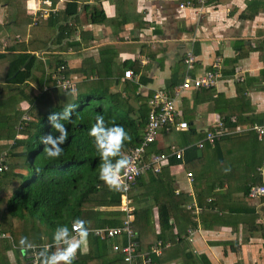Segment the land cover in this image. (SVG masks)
Here are the masks:
<instances>
[{
  "label": "crops",
  "instance_id": "crops-1",
  "mask_svg": "<svg viewBox=\"0 0 264 264\" xmlns=\"http://www.w3.org/2000/svg\"><path fill=\"white\" fill-rule=\"evenodd\" d=\"M38 1L41 0H0V146L12 144L5 139L13 130L2 129L10 126L6 117L16 111L24 116L29 107L27 99H23L27 94H16L12 91L15 85L4 78L9 63L22 54L34 57L33 78L26 82L32 94H37V82L44 72L61 62L73 72L69 79L74 90L78 84L96 81L100 76L110 83L112 94H120L124 100L125 89L131 88L133 97L141 102L156 92L171 93L185 78L200 77L210 70L215 58L221 59V77L215 88L184 91L175 97L177 111L188 129L160 132L149 154L168 153L174 147L184 155L190 139L195 138L196 144L218 123L224 129V122L235 123L234 117L228 121L221 118V114L239 111L232 101L245 107L244 118L264 119V0H209L205 6L193 5L194 0H64L59 4L51 0L56 11L47 18L34 13ZM72 3L76 7L69 9ZM186 3L191 6L181 9L180 5ZM58 33L62 35L58 37ZM188 52L195 58L190 65L184 62ZM127 70L132 71L131 80L123 77ZM251 126L241 125L239 133L225 135L217 145L204 148L214 152L215 163L225 165L227 173L216 169L206 172L211 160L205 158L204 150L200 154L197 150L200 169L190 184L182 167L184 156L182 165L169 159L159 166L158 173L152 172L169 184L174 196H185L188 204L202 199L196 215L193 208L188 210L185 205V210L191 211L194 228L184 227L186 215L179 216L181 207L171 202V228L162 231L152 209L153 232L161 233L165 240L159 257L162 261L153 255L154 263L264 264V197L250 199L245 195L251 177L257 175L256 168L264 167V154L259 159L255 156L263 148L264 139L249 131ZM206 145L209 143L205 141ZM238 146L249 151V164L244 159H239L237 165L230 164ZM210 173L213 180L209 179ZM233 177L243 179L235 190L230 189ZM145 180L148 183L147 175ZM136 195L137 192L128 195L132 222ZM116 242L126 244L124 238L108 240L111 264L120 255L111 250ZM44 245L49 244H41ZM32 249L15 248L10 237L0 240V264H26L25 255ZM88 251L87 238L76 256H85Z\"/></svg>",
  "mask_w": 264,
  "mask_h": 264
},
{
  "label": "trees",
  "instance_id": "trees-1",
  "mask_svg": "<svg viewBox=\"0 0 264 264\" xmlns=\"http://www.w3.org/2000/svg\"><path fill=\"white\" fill-rule=\"evenodd\" d=\"M70 7L74 9L76 4L72 3L69 9ZM69 9L67 14L70 16L72 12H69ZM61 35L62 33H58L57 36ZM2 57L0 55V59ZM61 66L64 69L59 71ZM33 67L34 57L22 54L17 55L4 72L6 83L15 85L12 91L19 95L27 94L25 98L21 96V99H27L29 103L25 110V115L29 117L28 121L23 122V116L17 111L12 117H6V123L10 126L6 125L5 129L2 126V129L13 130L9 131V136L5 139L8 143L12 141V144L0 146V158L5 152L4 164L8 166L7 171L0 175V232L7 235L0 240H7L10 237L12 245L19 249H23L18 243L21 237H26L36 247H42L43 243L53 245L52 235L55 228L61 224L70 227L76 218L84 220L90 231L120 227L125 216V213L119 210L121 195L98 179L101 161L92 137L89 136V129L95 122L97 114L103 115L108 125L123 126L130 136L122 150L123 155H126L129 149L139 145L149 112L148 100L141 102L134 98V90L131 91V88L125 89L127 98L122 100L120 94H112L109 91L110 83L100 76L96 81L88 80L78 84L76 92L71 87L63 89L57 84L58 78L62 77L64 81L72 83L69 78L73 72L61 62L48 68L53 72H44L37 82V94H32L27 91L26 82L33 78ZM62 85L65 86L64 83ZM71 103L76 107L70 122L66 124L68 137L62 146L63 155L58 159H48L43 152L45 146L41 143V137L52 132L48 117L54 112L62 111ZM231 103L234 109L239 111L221 114L225 121L231 117L236 119L233 124L223 121L227 124L226 131H234L241 125L264 126V119L255 116L248 120L243 116L246 113L245 107L238 102ZM15 127L20 129L14 131ZM194 139L186 143L189 147L184 151L183 165L180 160L170 159L172 163H180L185 172L191 175L198 174L200 169L198 162L201 161V157H198L197 150L203 152L205 147L211 148L209 144L198 149V144H193ZM219 142L220 140H216L211 145L215 146ZM149 153L147 150V156L151 155ZM146 175L149 178L148 183L145 180ZM145 176L140 175L129 192V195L137 192L131 228L139 242L138 252L142 254L156 241L160 240L163 244L165 241L161 233L156 235L153 232L151 225L153 208L162 231L171 228L169 225L170 217H173V212L169 210L171 202H175L177 208L181 207L179 216L186 215L187 222L184 227L194 228L196 225L192 220L191 211L185 210L188 203L185 196H174V190L169 184L164 183L160 175L147 172ZM260 184L261 178L254 175L248 186ZM247 192L248 188L245 195ZM196 200V206L200 205L202 199ZM87 238L89 247L87 255H77L75 258L77 260L73 261V264H111L108 240L101 241L91 232ZM116 256L113 264H121L120 255ZM185 256L189 259L191 257L188 254ZM160 259L158 262L162 261Z\"/></svg>",
  "mask_w": 264,
  "mask_h": 264
},
{
  "label": "built area",
  "instance_id": "built-area-1",
  "mask_svg": "<svg viewBox=\"0 0 264 264\" xmlns=\"http://www.w3.org/2000/svg\"><path fill=\"white\" fill-rule=\"evenodd\" d=\"M64 0H56L55 4L62 3ZM209 0H194L193 5L205 6ZM39 7L35 8L34 13H38L40 18H47L51 13L56 11L55 5L51 0H41L38 1ZM191 6L190 3L181 4L180 8H187ZM195 61L193 55L188 52L185 56V64L190 65ZM64 67L61 66L59 71L63 70ZM221 59H216L210 70L204 72L200 77L197 78H185L180 86H175L171 93L168 92H156L150 97L147 101L149 112L147 116V123L142 133L141 140L139 145L135 148L129 149L125 156L131 162V167L122 170L121 176L122 180L126 183L127 187L121 190H115L120 193V207L123 213H125L124 218L121 221L120 227L112 228H99L91 230V234L101 241L104 240H118L121 238L125 239L126 244L120 245L119 243H113L111 245V250L114 253H118L122 257L123 264H156L152 261L151 256L157 258L161 257V251L165 245L161 241L155 242L151 247H149L148 252L139 253V242L137 237L131 228L132 223V210L130 208V201L128 198L131 188L134 186L136 179L140 175H144L147 172L158 173L161 164H164L169 159L174 158L179 161L183 158L182 150H175L174 147H171L170 152L168 153H157L147 156V150L149 147L156 141L160 132L169 133L171 130L176 131H185L188 129V125L185 121L182 120L180 112L177 111L175 106V97L177 98L181 92L189 90H211L215 88L217 80L221 77ZM124 79L131 80L133 78L132 71L127 70L123 75ZM57 84L60 85L63 89L67 87L72 88V83L64 81L62 77L58 78ZM62 81L65 86H63ZM23 122L28 121L29 117L24 115L22 118ZM20 127H17V130ZM222 124L218 123L216 126H213L212 131H208L205 134L204 140L198 142V149H201L204 145V142L212 144L214 141L219 140L221 137L232 136L239 133V129L234 131H224ZM256 134L257 138L262 140L264 139V126L253 125L249 129ZM149 155V154H148ZM6 158V153H2L0 158V175L5 173L8 169V166L4 164ZM256 174L261 178L260 185H250L248 187L247 197L250 199H259L264 197V167H257ZM193 174L185 172V179L188 183L193 182ZM176 195L178 194L175 191ZM187 209H194L195 215L199 213L200 208L196 206V203L192 200L189 204L186 205ZM7 235L0 232V238H6ZM40 249H32L26 255V264H38V252Z\"/></svg>",
  "mask_w": 264,
  "mask_h": 264
},
{
  "label": "clouds",
  "instance_id": "clouds-1",
  "mask_svg": "<svg viewBox=\"0 0 264 264\" xmlns=\"http://www.w3.org/2000/svg\"><path fill=\"white\" fill-rule=\"evenodd\" d=\"M76 105L67 104L62 111L49 115L48 120L52 132L41 137L44 147V154L48 159H58L63 155L62 147L68 137L66 124L70 122L72 112ZM89 136L92 137L95 149L100 157L98 179L103 181L111 190L126 188L122 180V170L131 167V162L122 150L127 141L129 133L123 126L108 125L101 114H97L95 122L89 129ZM188 204V203H187ZM89 229L86 222L76 218L71 226L58 225L52 235L53 245H44L38 252L39 264H73L77 251L86 242ZM19 245L24 249H32L34 245L21 237ZM54 250L50 251V248Z\"/></svg>",
  "mask_w": 264,
  "mask_h": 264
},
{
  "label": "rangeland",
  "instance_id": "rangeland-1",
  "mask_svg": "<svg viewBox=\"0 0 264 264\" xmlns=\"http://www.w3.org/2000/svg\"><path fill=\"white\" fill-rule=\"evenodd\" d=\"M10 4H11V8H13V3L10 2ZM216 59H218V58H215L213 60V62ZM72 90L74 92H76V89L74 90V85L73 84H72ZM258 146L260 147V145H258ZM234 151H235L233 153L234 156H232L231 160L229 161L231 165L232 164L237 165L239 159H242V160L244 159V161L247 164H249V161L252 160V158L248 155L249 154V151L247 152V149L244 150L243 147L238 146V147H235L234 148ZM204 154H205V158H207V156H208L209 157V160H211L209 163H207V167L205 169L206 172H208V169H210V171H211V169L212 170L216 169V172H219V171H222V172L225 171V173L228 172L229 169H226V166L225 165L220 166V165H217L215 163L214 152L212 150H209L208 151L207 149H204ZM237 154H239V156ZM263 154H264V146L261 149V151H258V153L255 152L256 159H259V157H262ZM209 179L213 180L212 179V176H211V173L209 175ZM230 181H231L230 189L231 190H235L238 186L242 185L243 179L238 180V179H236V177H233L232 179H230Z\"/></svg>",
  "mask_w": 264,
  "mask_h": 264
},
{
  "label": "water",
  "instance_id": "water-1",
  "mask_svg": "<svg viewBox=\"0 0 264 264\" xmlns=\"http://www.w3.org/2000/svg\"><path fill=\"white\" fill-rule=\"evenodd\" d=\"M201 153V151H198V154H200Z\"/></svg>",
  "mask_w": 264,
  "mask_h": 264
}]
</instances>
